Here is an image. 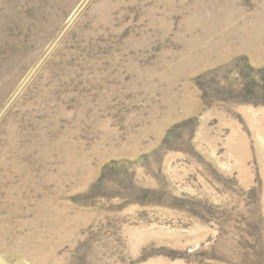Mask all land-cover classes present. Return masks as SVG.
Instances as JSON below:
<instances>
[{
	"label": "rangeland",
	"instance_id": "374dc122",
	"mask_svg": "<svg viewBox=\"0 0 264 264\" xmlns=\"http://www.w3.org/2000/svg\"><path fill=\"white\" fill-rule=\"evenodd\" d=\"M0 264H264V0H0Z\"/></svg>",
	"mask_w": 264,
	"mask_h": 264
}]
</instances>
